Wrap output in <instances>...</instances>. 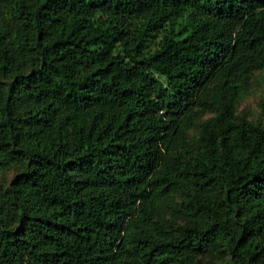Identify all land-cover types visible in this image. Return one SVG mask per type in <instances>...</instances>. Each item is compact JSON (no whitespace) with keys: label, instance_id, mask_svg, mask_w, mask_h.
Returning a JSON list of instances; mask_svg holds the SVG:
<instances>
[{"label":"trees","instance_id":"1","mask_svg":"<svg viewBox=\"0 0 264 264\" xmlns=\"http://www.w3.org/2000/svg\"><path fill=\"white\" fill-rule=\"evenodd\" d=\"M258 70L264 0H0V264H264Z\"/></svg>","mask_w":264,"mask_h":264},{"label":"rangeland","instance_id":"2","mask_svg":"<svg viewBox=\"0 0 264 264\" xmlns=\"http://www.w3.org/2000/svg\"><path fill=\"white\" fill-rule=\"evenodd\" d=\"M238 114H247L253 120L264 118V72L256 71L249 81L246 96L239 102ZM11 172L8 177L11 176Z\"/></svg>","mask_w":264,"mask_h":264}]
</instances>
